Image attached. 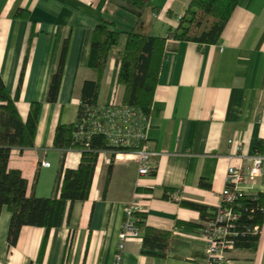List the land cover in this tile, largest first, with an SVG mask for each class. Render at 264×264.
Instances as JSON below:
<instances>
[{
  "label": "crops",
  "instance_id": "obj_1",
  "mask_svg": "<svg viewBox=\"0 0 264 264\" xmlns=\"http://www.w3.org/2000/svg\"><path fill=\"white\" fill-rule=\"evenodd\" d=\"M140 15L115 0H0V74L26 120L31 104L40 103L36 148L41 166L36 195L59 198L66 169H77L82 152L53 145L58 123L77 121L87 80H99L89 66L93 32L102 20L121 32L99 80L97 104H122L119 61L127 33L149 36L175 31L192 0H146ZM23 12L17 17V12ZM28 12L27 18L23 17ZM66 48V49H65ZM65 61L57 101L47 102L51 75L63 51ZM148 140L159 152L155 171L140 174L128 150L108 169L109 149L101 150L93 178L95 208L91 226H79L83 203H65L59 227L25 225L16 244L9 243L12 213L0 214V264H203L205 242L199 228L210 219L226 186L228 166L264 151V0H240L219 42L200 44L168 37L165 57L148 118ZM242 141V151L234 144ZM204 179L210 187L199 185ZM250 193H264V176L248 175ZM151 189L153 197L136 195ZM177 192L179 198H173ZM138 199L144 226L167 231L166 249H149L141 237L120 249L124 210ZM182 202L207 207L200 211ZM178 222L197 224L186 228ZM228 264H264V222L255 249L236 247Z\"/></svg>",
  "mask_w": 264,
  "mask_h": 264
},
{
  "label": "trees",
  "instance_id": "obj_2",
  "mask_svg": "<svg viewBox=\"0 0 264 264\" xmlns=\"http://www.w3.org/2000/svg\"><path fill=\"white\" fill-rule=\"evenodd\" d=\"M122 7L140 15L148 2L146 0H115ZM240 0H192L178 28L167 36H149L133 30L127 33V42L119 61L118 84L124 87L122 104L140 109L147 119L152 112V104L165 57V43L168 37L195 41L200 44L219 42L222 32ZM23 12H17V17ZM28 12L23 17L27 18ZM121 32L112 28V23L102 20L96 25L89 55V66L99 72V80L105 71L109 52L120 40ZM66 49V48H65ZM66 50L63 51L59 68L52 73L47 93V102L57 101ZM99 80H87L83 88L82 103L77 121L70 124L58 123L53 145L61 149H75L82 152L77 169H66L63 175L59 198L40 197L35 189L39 179L41 158L36 148L39 126L40 103L31 104L26 120H23L16 105L18 92L12 96L0 74V214L7 206L12 213L9 228V243L16 244L23 226H39L47 232L61 225L65 203H83L79 226L89 228L95 208L91 198L93 178L101 150L109 149L106 136L90 133V121L97 104ZM108 175L114 163L126 157L124 148L115 147ZM199 185L210 187L204 179ZM136 195L153 197L151 189L137 188ZM240 217L241 233L236 237L235 246L255 249L264 222V193L247 195ZM186 207L200 211L203 215L207 207L194 202H182ZM140 228L144 227V244L149 249H166L167 231L144 226L141 212H137ZM186 228L197 224L178 222Z\"/></svg>",
  "mask_w": 264,
  "mask_h": 264
},
{
  "label": "built area",
  "instance_id": "obj_3",
  "mask_svg": "<svg viewBox=\"0 0 264 264\" xmlns=\"http://www.w3.org/2000/svg\"><path fill=\"white\" fill-rule=\"evenodd\" d=\"M148 128L149 121L140 109L127 104H111L94 110L89 132L104 134L112 154L119 150L115 147L128 150L136 159L138 172L149 174L156 169L154 158L159 152L148 140ZM230 143L234 144L236 153L242 151L241 140H230ZM240 156L245 159V163L227 167L226 186L219 193V202L212 210L210 219L199 228V234L205 242L203 264L229 263L231 253L236 249V237L241 233L239 221L244 207L242 199L247 195H257L250 193L249 187L244 186L245 179L248 175L264 176V151ZM41 166L48 167L50 162L43 160ZM173 198L178 199L179 194L175 192ZM140 206L141 202L133 199L125 207L120 249L124 248L127 240L141 237L137 216ZM120 259L121 255H117L116 264H119Z\"/></svg>",
  "mask_w": 264,
  "mask_h": 264
}]
</instances>
